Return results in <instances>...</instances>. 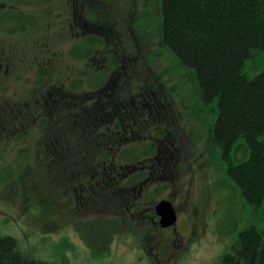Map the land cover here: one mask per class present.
<instances>
[{
    "label": "rangeland",
    "instance_id": "374dc122",
    "mask_svg": "<svg viewBox=\"0 0 264 264\" xmlns=\"http://www.w3.org/2000/svg\"><path fill=\"white\" fill-rule=\"evenodd\" d=\"M3 1L0 234L20 253L45 264H219L240 231L264 228V199L247 202L210 141L217 103L199 97L162 39L160 0ZM55 3L77 8L89 30L73 21L76 33L53 39ZM103 167H117L116 183L96 182ZM162 200L177 210L176 250L152 253Z\"/></svg>",
    "mask_w": 264,
    "mask_h": 264
},
{
    "label": "trees",
    "instance_id": "16d2710c",
    "mask_svg": "<svg viewBox=\"0 0 264 264\" xmlns=\"http://www.w3.org/2000/svg\"><path fill=\"white\" fill-rule=\"evenodd\" d=\"M160 6L164 43L190 68L199 97L217 103L212 146L229 158L235 187L257 206L264 199V0H160ZM23 12L14 16L20 20ZM77 172L73 164L71 178L79 179ZM234 243L219 264H264V228L250 225ZM0 264L45 263L20 253L14 236L0 234Z\"/></svg>",
    "mask_w": 264,
    "mask_h": 264
},
{
    "label": "flooded vegetation",
    "instance_id": "af4514ba",
    "mask_svg": "<svg viewBox=\"0 0 264 264\" xmlns=\"http://www.w3.org/2000/svg\"><path fill=\"white\" fill-rule=\"evenodd\" d=\"M30 2H33V1H35V0H29ZM2 2H4L3 0H0V5L2 4ZM36 2V1H35ZM11 6H12V3L9 5V11H10V13H7L8 15V17L10 16V15H12V13H11ZM14 7H15V9H16V11H23L24 10V8L22 7H20L19 8V6L17 5H14ZM55 9H58V12L59 13H57L56 15H55V19H54V22H55V24H54V26H53V32L52 33H54V35H53V39H55V40H59V39H64V40H67V39H69V37H70V35H72L73 33H76V31L77 30H75V25H73V21H75L77 24L79 23L80 24V26H81V28L83 29V30H89V24L87 23V21H85V17H84V15H83V13L82 12H79V10H77V8H75L74 10V12H73V10L71 9V7L66 3L65 5H64V7H63V4H61V6H60V8H58V4L57 3H55V5L53 6ZM30 8H32V7H30ZM64 8V9H63ZM14 9V10H15ZM23 13H25V12H23ZM25 14H27V13H25ZM2 15V14H1ZM2 17H4V16H2ZM14 20V19H13ZM20 20H21V22H20ZM17 19V27H13V28H22L23 26H26L28 23H27V18H23V19ZM78 20V21H77ZM29 21H30V19H29ZM80 21V22H79ZM13 28H9V29H11V31H12V29ZM23 29V28H22ZM77 29V28H76ZM91 36V34H89V35H84L82 38H84L83 40H87V39H89V37ZM75 46H73V48H71L70 47V49H69V53L71 54V55H73V51H75V48H74ZM101 47V46H100ZM90 51V50H89ZM88 51V52H89ZM57 53L58 51H55L54 50V48H53V53ZM86 53H87V51H86ZM3 64H0V67L2 66ZM7 66H8V64H7ZM7 66H5V68H7ZM216 149V148H215ZM65 151H67L66 149H64ZM217 150V149H216ZM51 151L52 150H49V153L51 154ZM221 155V154H220ZM104 168V174H99L100 175V177L98 178V179H96V182H97V180H99V181H105V179L107 178L108 179V177L112 180V181H115V183H116V181L118 180V176H119V172H118V169H117V167H113L112 168V170L110 171V170H107L105 167H103ZM107 168H109L108 166H107ZM150 172V171H149ZM101 177H103V179L101 178ZM95 178V176H93V177H91V179H94ZM150 180V179H149ZM146 181H148V180H144L143 181V184L145 185V186H148L147 185V182ZM87 183H89V181L88 180H86L85 179V182H81L80 183V188H76V189H78L80 192L79 193H77V194H79V195H77L76 194V196H80V194H81V196L83 195V194H87L88 192H89V190H88V188H89V184H87ZM91 183V182H90ZM140 190H142V185H139V190L137 191L138 193L140 192ZM118 192H120V189L116 192V193H118ZM141 195V194H140ZM80 196V197H81ZM82 198V197H81ZM83 199V198H82ZM175 208V207H174ZM155 211V210H154ZM175 212H177V210H176V208H175ZM156 214V213H155ZM151 215V214H150ZM157 215V214H156ZM158 216V215H157ZM152 223H155V224H157L159 227H160V229H161V231H160V233H161V235H163V239L159 242V241H156L155 242V246H156V248L154 247L153 248V250H152V253H154L155 252V250L157 249V246L159 247H164L165 249L167 248H171V250H176L174 247L175 246H173L174 244H172L173 242H172V235L170 234V233H172L173 231H174V229H175V227H176V222H174V224L173 225H165V224H161L160 223V219H157V220H152ZM162 231H163V233H162ZM220 232V231H219ZM229 232L231 233L230 235L231 236H233V233L231 232V230L229 229ZM222 233V232H221ZM230 236V237H231ZM234 241H235V239H233L232 240V242H231V244H230V246H229V249H228V251H226L224 254V258L227 256L228 257V255L229 254H231L232 252V249H234ZM177 252H180V250H178ZM236 264H240L239 262H237Z\"/></svg>",
    "mask_w": 264,
    "mask_h": 264
},
{
    "label": "water",
    "instance_id": "95a60500",
    "mask_svg": "<svg viewBox=\"0 0 264 264\" xmlns=\"http://www.w3.org/2000/svg\"><path fill=\"white\" fill-rule=\"evenodd\" d=\"M155 213L159 216L161 224L173 225L176 220V213L170 202L164 200L158 202Z\"/></svg>",
    "mask_w": 264,
    "mask_h": 264
}]
</instances>
